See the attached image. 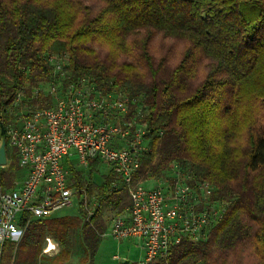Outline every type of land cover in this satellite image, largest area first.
<instances>
[{
    "label": "trees",
    "instance_id": "1",
    "mask_svg": "<svg viewBox=\"0 0 264 264\" xmlns=\"http://www.w3.org/2000/svg\"><path fill=\"white\" fill-rule=\"evenodd\" d=\"M49 52L68 56L73 80L86 76L104 92L138 99L148 141L138 175L156 178L174 163L207 181L211 199L226 204L205 239H182L148 264H264V0H0L4 127L16 120L9 109L17 94L29 96L49 80ZM36 101L50 105L40 96L13 111ZM0 137L11 158L8 172L0 171L3 187L13 184L18 163L6 134ZM98 166L89 160L85 177L74 171L77 187L87 181L98 196L95 214L83 220L80 209V217L45 220L42 228L62 246L52 264L68 261L67 237L77 228L83 249L77 264H93L105 231L102 209L119 212L127 204L112 170L99 184L92 180ZM31 223L18 242L3 244L0 264H36L41 239L26 235Z\"/></svg>",
    "mask_w": 264,
    "mask_h": 264
},
{
    "label": "built area",
    "instance_id": "2",
    "mask_svg": "<svg viewBox=\"0 0 264 264\" xmlns=\"http://www.w3.org/2000/svg\"><path fill=\"white\" fill-rule=\"evenodd\" d=\"M44 60L51 70L42 83L46 92L42 84L32 87L29 96L20 91L9 109L16 120L4 127L18 166L26 173L14 188L0 187V254L6 241L21 238V213L42 218L75 205L83 220L95 214L98 196L88 192L87 181L77 187L74 175L76 170L85 177L92 159L112 170L115 189L125 187L127 204L105 233L117 241L135 240L143 252L139 264L164 258L169 246L182 239H205L224 216L226 204L211 199L213 187L207 181L174 163L168 164L169 177L138 175L140 159L148 150L138 99L124 90L104 92L86 76L73 80L64 53H46ZM40 96H48L50 105L39 108L36 101L13 111L22 100ZM149 179L156 183L147 186ZM50 249L54 245L47 239L43 252Z\"/></svg>",
    "mask_w": 264,
    "mask_h": 264
},
{
    "label": "rangeland",
    "instance_id": "3",
    "mask_svg": "<svg viewBox=\"0 0 264 264\" xmlns=\"http://www.w3.org/2000/svg\"><path fill=\"white\" fill-rule=\"evenodd\" d=\"M41 90L43 92H46L47 87L44 84H42ZM107 170H108V168L106 166L100 164L98 166V170L96 171V173H94L92 175V180L99 184L101 182V177L103 176L104 173L107 172ZM24 174H25V172L22 171L21 169L17 171L16 175L19 179L18 181L22 180V178L24 177ZM169 175H171V170H169V168H166L163 171V173L160 175V177H165V176L169 177ZM146 176H148V175L146 174L145 177ZM117 212H118L117 208H104V209H102L101 214H100L101 215L100 220H101L102 225L105 228L106 233L108 231V228H109V225L111 223L112 218L114 217V215ZM60 213L76 215L77 214V208L75 205H72L68 208L63 209L62 211H60ZM73 231H74V236H72L73 237L72 238L70 235L71 242L69 245L71 252H73V254H72V257L70 258V260L66 261V263H64V264H77L79 262L78 259L83 255L81 237L79 235L80 234L79 228H77ZM105 231H104V233H105ZM106 233L101 238L99 246H98V248L94 254L93 264H116L117 261H119V259H123V258L128 259L130 262L133 261L135 264H139V261L141 259V253H140L141 251L139 252L137 250V248H139V247L135 248L134 247L135 245H134L130 248V250H128V247H126L127 241H125V240L117 241V240L113 239L112 237H110L109 235H107ZM46 245H47V240H46L44 248H46ZM52 251H53V249H50L46 253L48 255H44V257L45 258L53 257ZM156 261H154V262H156ZM50 263L52 264V262H50Z\"/></svg>",
    "mask_w": 264,
    "mask_h": 264
},
{
    "label": "crops",
    "instance_id": "4",
    "mask_svg": "<svg viewBox=\"0 0 264 264\" xmlns=\"http://www.w3.org/2000/svg\"><path fill=\"white\" fill-rule=\"evenodd\" d=\"M1 142H2V139H1V137H0V144H1ZM6 154V153H5ZM10 156L8 155V156H6V164L5 165H3V166H0V171H4V172H8L7 171V168H8V165H9V163H10V161H11V158H9ZM22 170V168H20L19 166H18V168L16 169V171L14 172V179H13V184L11 185L10 184V186H5V185H3V187L2 188H4V189H12V188H14V182L15 181H18L19 179H18V177H17V171L18 170ZM22 171H24V169L22 170ZM25 172V171H24ZM26 173V172H25ZM96 173V172H95ZM24 176H25V174H24ZM23 179V178H22ZM154 183H156V181H154V179H149L147 182H146V185L147 186H152ZM77 208V207H76ZM65 209V208H64ZM79 210L80 209H78L77 208V216H79L80 217V214H79ZM60 211H62V210H60ZM60 211H58V212H55V213H53V214H51V215H49V216H46V217H42V218H37V217H33V216H30L28 213H21L19 216H18V218H17V221H18V223L20 224V222H21V220H22V218L23 217H25L27 214L30 216V218H28L27 220H29V221H31L32 223H31V225H30V227H29V230L28 231H26V235L28 236V237H30L31 239H34V238H37V239H41V245H40V251H39V254H38V259H37V261H36V264H51L50 262H51V260H52V258L59 252V250L62 248V246H61V242H60V240L58 239V238H56L55 236H52L48 231H46L45 229H43L42 227H45V225H44V223H45V220H48V219H51V218H57V217H77L76 215H73V214H63V213H60ZM26 225H27V223L24 225V227H26ZM21 226H23V225H21ZM40 228H41V230H40ZM34 229V230H33ZM25 230V229H24ZM75 230V229H74ZM34 234V235H33ZM23 235V234H22ZM70 235H71V237L72 236H74V231L72 230L71 231V233H69L68 234V237H67V244H66V249H69L70 250V254H69V259L68 260H70V258L72 257V254H73V252H71V249H70V247H69V245H70V242H71V240H70ZM73 238V237H72ZM49 240V242L51 243V244H53L54 245V249H53V251H52V254H53V257H51V258H45L44 257V255H48V254H46L45 252H43V248L45 247V243H46V240ZM9 241V240H8ZM125 241H127V246L126 247H128V250H130V248L132 247V246H134L135 248H137L138 246L136 245V243H135V241L133 240V239H125ZM137 250L141 253V259H142V256H143V253H142V250H140L139 248H137ZM82 251H83V249H82ZM44 257V258H43ZM140 259V260H141ZM120 260H122V261H129L128 259H119V261ZM119 261H117V263L116 264H118L119 263Z\"/></svg>",
    "mask_w": 264,
    "mask_h": 264
},
{
    "label": "water",
    "instance_id": "5",
    "mask_svg": "<svg viewBox=\"0 0 264 264\" xmlns=\"http://www.w3.org/2000/svg\"><path fill=\"white\" fill-rule=\"evenodd\" d=\"M5 133V128L2 124V122L0 121V134H4ZM6 164V154H5V141L2 140L1 144H0V166H3ZM128 261L126 260V263Z\"/></svg>",
    "mask_w": 264,
    "mask_h": 264
}]
</instances>
